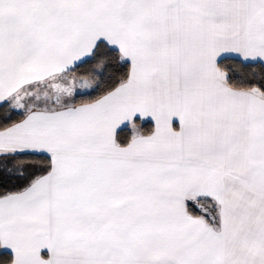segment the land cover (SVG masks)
I'll use <instances>...</instances> for the list:
<instances>
[{
    "label": "snow or ice",
    "instance_id": "obj_1",
    "mask_svg": "<svg viewBox=\"0 0 264 264\" xmlns=\"http://www.w3.org/2000/svg\"><path fill=\"white\" fill-rule=\"evenodd\" d=\"M0 264H264V0H0Z\"/></svg>",
    "mask_w": 264,
    "mask_h": 264
}]
</instances>
